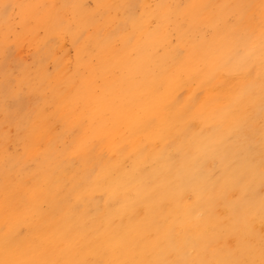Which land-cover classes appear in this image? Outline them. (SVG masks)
<instances>
[{"label":"bare ground","instance_id":"bare-ground-1","mask_svg":"<svg viewBox=\"0 0 264 264\" xmlns=\"http://www.w3.org/2000/svg\"><path fill=\"white\" fill-rule=\"evenodd\" d=\"M254 6L258 7L257 11L253 10L256 14H246L245 19L243 16L247 27L257 35L253 39L249 36L244 39L248 43L251 41L250 52H244L233 61L226 54L221 55V51L224 53L230 46L218 47L219 53L213 57L216 66H199L203 72V83L198 86L201 90L196 86L189 88L188 84L190 91L187 92L198 97L196 111L191 109L188 100L176 99L171 86L159 88V79L140 82L136 91H139V97L136 94L135 102L140 106L137 109L114 110L109 119L108 126L116 137L111 139L113 148L109 149V156L98 157L97 174L88 176L81 172L72 175L74 183L63 198L51 193L52 188L45 195L50 200L43 199V193H39L38 188L37 192L30 191L29 202L37 199L38 204L48 201V213L28 203L19 207L8 204L12 216L17 219L23 217L24 220L32 215L35 222L34 229L23 236L18 235L22 228L18 231L15 226L0 230V264H175L180 257L182 264H210L213 260L219 264L224 258L221 252H228L233 264H264V0ZM159 7L154 11L156 16L159 15ZM188 32L185 31V34ZM188 36L180 35V38L189 39ZM216 41L211 39L207 43L211 54ZM187 73L190 74L191 70ZM160 109L166 113L164 118H157ZM127 121L133 126L120 133L121 125H127ZM97 134L101 138L103 133L99 130ZM103 140L101 143H106L107 140ZM50 144L49 147H53V143ZM53 175L55 173H50L54 180ZM24 180L27 183V179ZM67 195L82 205V210L78 211L73 206L64 207ZM110 204L113 206L111 210Z\"/></svg>","mask_w":264,"mask_h":264},{"label":"rangeland","instance_id":"rangeland-1","mask_svg":"<svg viewBox=\"0 0 264 264\" xmlns=\"http://www.w3.org/2000/svg\"><path fill=\"white\" fill-rule=\"evenodd\" d=\"M47 1L0 0V230H8L11 226L17 227L18 231L22 228L19 233L17 232L19 236L20 234L21 236L26 235L34 229L35 216L28 215L24 220L23 217L17 219L11 215L8 204L19 207L20 204L26 206L28 203L27 205H35L42 212L48 213V201L46 203L42 201L40 204H38V199L35 200L36 202H29L28 195L32 191V193L37 192L36 188H38L39 193H43V199H47L45 195L53 189L51 193L58 194L59 197L63 198L66 196L68 188L74 183L73 176L82 173H87L88 176L97 174L100 156H109L110 150L113 148L111 141L116 137L108 126L110 125L109 119H111L114 110L129 107L137 109L140 106L135 103L137 102L136 94L139 93L136 91L140 82L148 83L149 80L159 79V88L171 86L177 95L176 99L188 100L191 102V109L196 111L198 97H193L194 94L187 91H190L189 88L192 86L198 87L200 82V86L202 85L203 72L201 67L204 64L215 67L216 60L213 57L219 53L220 48L230 46V50L227 49L224 53L221 51V55L226 54L233 61L240 58L244 52H250L252 49L250 48L251 41L248 43L249 41L246 42L244 39L248 36L253 39L257 35L251 28L247 27L244 19L246 14H256L253 10L257 11L258 7L255 8L254 5L260 0H196V2L195 0H164L162 2L160 0ZM188 4L189 6H187ZM158 7L159 15L156 16L154 11ZM121 16L122 18H120ZM190 26L193 27L192 30H190ZM221 28L222 30L224 28L226 33L225 30H223L224 32L221 30L223 33L217 31ZM158 29H160V34ZM185 31H189V34H185ZM219 32L221 33L219 34ZM180 35L185 37L189 35V39L185 37L181 39ZM184 38L185 40H183ZM196 39L198 40L196 41ZM211 39L219 41H216L212 54L207 48V43ZM182 45L188 48L187 51ZM242 47L246 48L243 49ZM200 48L203 49H201V53H199ZM33 54L34 58L32 57ZM188 70H191L190 74H186ZM200 88L198 87L199 90H201ZM199 92L201 93V91ZM137 96L139 97L138 94ZM158 101L162 105L164 104L163 101ZM157 113L158 111L155 114ZM165 115L166 113L164 114L160 109L157 118H164ZM131 124L133 123L128 121V127L126 123L122 124L119 132L125 133L124 131L133 126ZM99 130L101 134L103 133L101 138L97 134ZM46 132L48 135H53L48 137ZM106 136H110V138ZM56 139L58 140L56 141ZM102 140L108 142L101 143ZM46 141H48V145L45 143ZM50 143H53V147L50 146L51 150ZM40 144L47 145V147L42 146L41 148ZM97 146H100L99 149ZM28 148L29 151H27ZM33 149L36 150L35 153ZM87 158L91 159L88 161ZM86 168L90 169L87 170ZM42 173L44 174L43 177ZM50 173H55L53 176L56 179L53 180ZM24 179H27V183L30 185ZM47 182L50 185L46 184ZM16 196L17 198H15ZM67 196L64 207L73 206L78 211L82 210V205L74 202L71 195ZM35 197L38 198V196ZM112 207L110 204V210L113 209ZM52 214L54 215V212ZM222 242L225 243V241ZM220 254L224 258L219 264H233V258L228 257V252H221ZM181 258H178L175 264H182ZM210 264H217V262L213 260Z\"/></svg>","mask_w":264,"mask_h":264}]
</instances>
